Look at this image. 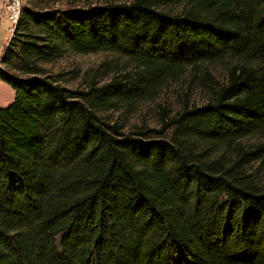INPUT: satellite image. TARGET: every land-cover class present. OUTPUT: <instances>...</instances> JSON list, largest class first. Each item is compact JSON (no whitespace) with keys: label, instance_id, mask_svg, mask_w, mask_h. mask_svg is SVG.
I'll return each instance as SVG.
<instances>
[{"label":"trees","instance_id":"16d2710c","mask_svg":"<svg viewBox=\"0 0 264 264\" xmlns=\"http://www.w3.org/2000/svg\"><path fill=\"white\" fill-rule=\"evenodd\" d=\"M23 1L0 56L14 92L0 106V264H264V188L247 169L264 160V0ZM65 48L132 69L72 89L42 65ZM217 64L207 102L160 129L104 118L184 68L213 82ZM244 137L260 141L218 147Z\"/></svg>","mask_w":264,"mask_h":264},{"label":"rangeland","instance_id":"374dc122","mask_svg":"<svg viewBox=\"0 0 264 264\" xmlns=\"http://www.w3.org/2000/svg\"><path fill=\"white\" fill-rule=\"evenodd\" d=\"M20 1V10L26 5L25 1ZM132 0H53L47 2L48 8L80 7L86 8L95 5H105L109 3L120 4L129 3ZM46 3V2H45ZM7 0H0V12L4 14L7 21V33L10 30L11 22L8 18ZM44 2L39 6H44ZM168 11L178 12L182 8V3L171 4L164 7ZM1 14V13H0ZM0 52V56H1ZM105 63L101 67V64ZM51 73H66L64 84L72 89H84L93 79L98 84L109 81L113 75L124 73L132 69L131 65L124 57L118 56L108 51H97L90 53H80L65 48L62 55L56 57L51 62L42 63ZM213 82L202 76L201 71H193L189 68L178 70L167 74L159 85L154 87V92L147 98H135L128 105H122L118 110H110L103 113L104 118L109 123H117L123 131H135L139 129L154 128L160 129L162 121L172 117L183 106H200L207 102L210 96L209 86L224 82L225 69L221 65H214L210 68ZM5 83V82H4ZM12 93V99H9ZM14 92L7 91L0 86V103L7 106L12 102ZM126 102V103H127ZM170 133V130L168 131ZM260 140L257 137H244L235 139L229 144L220 143L218 147L228 154L235 152L238 145L245 149H252ZM247 169L253 174L258 185L264 188V160H254L247 164Z\"/></svg>","mask_w":264,"mask_h":264},{"label":"crops","instance_id":"0c3cea01","mask_svg":"<svg viewBox=\"0 0 264 264\" xmlns=\"http://www.w3.org/2000/svg\"><path fill=\"white\" fill-rule=\"evenodd\" d=\"M0 52L2 53L6 45L8 44V41L10 39V34L7 33L8 24L5 20L4 14L0 12ZM0 86L2 88H5L7 91L13 92V90L8 86L6 83L0 80ZM9 99H12V93ZM2 105H5L6 103H0Z\"/></svg>","mask_w":264,"mask_h":264},{"label":"built area","instance_id":"2783aa9c","mask_svg":"<svg viewBox=\"0 0 264 264\" xmlns=\"http://www.w3.org/2000/svg\"><path fill=\"white\" fill-rule=\"evenodd\" d=\"M9 2V5L6 7L8 12V18L11 22L10 30H13L15 28V25L17 23V20L19 18L20 14V1L19 0H7Z\"/></svg>","mask_w":264,"mask_h":264}]
</instances>
